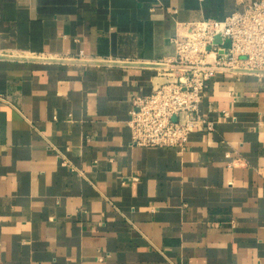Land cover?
<instances>
[{"label": "crops", "instance_id": "0c3cea01", "mask_svg": "<svg viewBox=\"0 0 264 264\" xmlns=\"http://www.w3.org/2000/svg\"><path fill=\"white\" fill-rule=\"evenodd\" d=\"M243 1L0 0V264H264V76L210 80L181 153L127 123L171 38ZM79 51L113 62L39 58Z\"/></svg>", "mask_w": 264, "mask_h": 264}, {"label": "built area", "instance_id": "2783aa9c", "mask_svg": "<svg viewBox=\"0 0 264 264\" xmlns=\"http://www.w3.org/2000/svg\"><path fill=\"white\" fill-rule=\"evenodd\" d=\"M242 5V10L222 20L205 19L185 25V34L171 38L174 55L149 65L155 69L158 81L148 95L131 99L127 121L131 146L185 151L192 132L214 131L212 122L199 112L210 80L218 74L264 76V0L243 1ZM217 35L221 44L214 43ZM225 41L227 47L222 45ZM39 58L83 66L113 62L83 51L61 58ZM223 117L229 114L223 112Z\"/></svg>", "mask_w": 264, "mask_h": 264}, {"label": "water", "instance_id": "95a60500", "mask_svg": "<svg viewBox=\"0 0 264 264\" xmlns=\"http://www.w3.org/2000/svg\"><path fill=\"white\" fill-rule=\"evenodd\" d=\"M214 43L221 44V40H220L219 35L215 36ZM222 45L224 47H227L229 45V43H228V41H225V42L222 43Z\"/></svg>", "mask_w": 264, "mask_h": 264}]
</instances>
